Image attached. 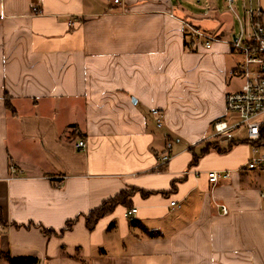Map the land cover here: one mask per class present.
Segmentation results:
<instances>
[{"label":"crops","instance_id":"obj_1","mask_svg":"<svg viewBox=\"0 0 264 264\" xmlns=\"http://www.w3.org/2000/svg\"><path fill=\"white\" fill-rule=\"evenodd\" d=\"M224 5L0 0V264H264V171L243 168L250 146L192 162L204 142L229 143L209 137L240 61ZM184 21L219 40L194 45ZM210 170L229 177L213 186ZM120 191L126 203L88 230L85 216ZM133 207L157 236L131 226Z\"/></svg>","mask_w":264,"mask_h":264},{"label":"built area","instance_id":"obj_2","mask_svg":"<svg viewBox=\"0 0 264 264\" xmlns=\"http://www.w3.org/2000/svg\"><path fill=\"white\" fill-rule=\"evenodd\" d=\"M199 1L201 0H195L196 3ZM114 3L119 4L120 0H114ZM223 3L239 22V34L229 43L238 52L240 61L228 73L239 83L225 95L226 114L214 120L212 134L209 137L219 138L225 142H246L250 146V155L243 168L261 172L264 171V10L258 2L257 5H253L252 0H243L244 18L241 19L235 10V0H223ZM183 25L194 45L201 44L210 49L214 41L219 40L216 34L198 29L187 21H184ZM152 114L160 126L162 112L158 109L153 110ZM74 146L78 150H84L86 141L79 139L74 142ZM165 148V153L159 159V163L162 164L173 156L169 142ZM10 168L12 175L20 172L14 166ZM207 176L213 186L220 179L229 177L228 172L220 170H210ZM261 198L264 199V189ZM176 205V202H170V206ZM218 208L222 214L229 211L227 205L223 203H219ZM136 212L137 208L133 207L127 209L124 215L127 219L133 220Z\"/></svg>","mask_w":264,"mask_h":264},{"label":"trees","instance_id":"obj_3","mask_svg":"<svg viewBox=\"0 0 264 264\" xmlns=\"http://www.w3.org/2000/svg\"><path fill=\"white\" fill-rule=\"evenodd\" d=\"M4 96H5L4 98L5 108L9 110L12 114H15L16 110L12 105V97L9 96L7 93H5ZM236 143H237L236 141H231L227 144V147H222L218 140H213V141L208 140L204 142L202 149L198 154L194 153L192 162L197 163V160L199 159L200 156L203 155V153L210 151L212 149L219 152H226L232 147V145ZM129 195H130L129 192L120 191L117 196L104 200V202H102L98 207L91 210L90 213L85 216V223L87 229L91 231V229L95 227L97 220L103 217L105 214H108L111 211H113L115 209V206H117L119 203L125 204ZM129 221L132 227L137 225L145 235L157 236V233L151 230H147L143 225L135 221V219ZM0 222H3L1 212H0ZM73 222H74L73 220L67 221L65 227H63L59 231V234H62V232H64L65 230L71 229L74 224ZM42 233L45 235L56 234V232L53 229H49V228L45 229L43 227H42ZM7 259L11 264H34L37 261L36 258H25V257H20V258L7 257Z\"/></svg>","mask_w":264,"mask_h":264},{"label":"rangeland","instance_id":"obj_4","mask_svg":"<svg viewBox=\"0 0 264 264\" xmlns=\"http://www.w3.org/2000/svg\"><path fill=\"white\" fill-rule=\"evenodd\" d=\"M256 0H252L253 2V5H257V2L261 5L262 9L264 10V0H257V2H255ZM225 6V5H224ZM243 6H244V3H243V0H235V10H236V13L239 17H241V19H243L244 17V11H243ZM223 9H226L223 8ZM264 16V14H263ZM227 17V24H231L232 25V28H233V31H236V32H239L238 29H239V22L237 20V18L234 16V14L232 13H227L226 15ZM264 19V17H263ZM238 86L237 82H233L232 83V87H236ZM244 134V133H243ZM263 175V179L260 181L261 182V187L264 188V173L262 174ZM249 184L252 185V184H255V180H253L252 178L250 180H248Z\"/></svg>","mask_w":264,"mask_h":264}]
</instances>
